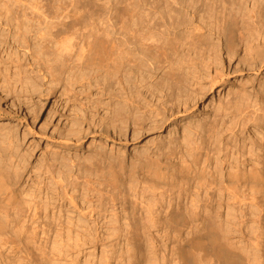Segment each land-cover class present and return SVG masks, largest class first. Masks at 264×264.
<instances>
[{
	"label": "bare ground",
	"instance_id": "bare-ground-1",
	"mask_svg": "<svg viewBox=\"0 0 264 264\" xmlns=\"http://www.w3.org/2000/svg\"><path fill=\"white\" fill-rule=\"evenodd\" d=\"M0 46L24 50L22 57L18 55L19 53H15L18 52L16 50L10 53L7 51L3 60H7L9 66L2 71L0 69V93L11 92L12 95H18L22 91L32 96L34 92L45 91L53 94L58 83L61 86L64 84L62 87L66 88L67 84L71 87L79 82L83 90L86 86L90 87L93 81L95 86L98 84L103 89L102 92L113 95L115 99H111L110 95V102L102 107L105 109L104 113L101 115L91 113L92 117L98 115L95 120L99 126L105 125L112 129L113 133L116 130L121 136L125 135L128 125L125 124L130 121L132 115L129 107L131 103H128L129 97L126 95L129 93L134 95L138 99L136 101H141L143 105L148 91L154 90H151L152 81L158 85L160 83L159 90H154L157 94L155 97L163 99L166 107L173 106L171 103L173 88L180 93V98L182 97L181 101L177 100L179 103L192 104L199 99L201 93L204 96L203 81L208 79L210 82L208 86H213V80L222 71L219 72L218 69H221L219 67L223 59L230 62L235 58L250 67L255 60L252 54L255 53L260 62L255 61L262 63L264 0H0ZM238 50L241 52L240 56L237 55ZM212 69L215 71L213 75ZM228 89L224 91V98L218 99V118L214 117L211 120H199V118L197 119L199 121L195 120V122L184 121L186 124L182 126L181 131L184 153L179 156V165L178 159L176 163L168 157L174 148L176 149L178 145L181 147V143L177 144L180 138L174 130L175 125L168 130L165 137L163 136L164 139L159 137L154 139L157 143H161V147L155 148L151 156L140 159L141 161L137 163L133 159L129 162L132 160V163L137 166L139 164V168L150 174L149 176L157 178L165 179L170 174L169 171L174 169V163L178 166V170L175 168L177 171L192 173V163L195 164L197 155L203 152L207 160L210 154L204 139L208 135L212 139L211 150L216 156V165L214 164L213 170L208 168V173L210 175L222 173L223 168L227 166L224 176L229 179V184L226 185L228 194L239 202L240 196L243 199L247 196L248 204L244 205L249 208L254 207L255 203L257 206L261 203V211L264 213L262 209L264 208V163L258 166L259 162H257L256 165L248 168L244 166L245 152H250V149L263 150L264 101H250L244 92L233 90L234 92L231 93L232 91ZM75 93L79 94L78 91ZM66 97L68 99L69 96ZM18 101L24 104L28 112L36 108L32 102H29L30 100L18 99ZM99 103L101 104L100 101ZM112 103H114L113 107ZM136 109L138 111L139 108ZM135 117L137 116L134 115L136 120ZM151 119L153 123L158 124L159 119L155 116ZM89 120L92 121L91 118ZM116 120L123 126L114 125L117 123ZM132 124L134 127L131 126V136L137 137L141 129L140 126L138 127L140 124L137 122L138 128L134 120ZM1 125L4 126L0 122V127ZM76 125L80 127V123H74L71 132L70 128L67 129L68 132L73 135L78 134L81 127L72 129ZM149 126L148 129L151 128ZM11 137L9 136L8 139ZM16 144L11 139L5 144L7 146L0 147V246L2 248L7 245L11 248L19 246L24 237L23 233L26 232V225L19 226V224L25 220L27 212L33 211L32 217H36L37 211L42 210L43 207L40 201L34 200V197L27 195V198H23L20 194L22 192L19 193L18 183L21 172L26 168L23 162L27 160V156L24 155L26 149L20 152ZM72 158L75 157L63 153L59 157L63 161L62 168L57 166V169H51L53 165L50 166L51 168L43 169L45 172L40 174L37 189L51 191L52 195L60 194L59 197L61 194L66 195L68 200H71L70 205L73 209L85 219H90L94 214L98 215L106 206L112 211L116 210V205L120 200L122 201V197H126L125 192L122 196L120 190V186L125 187L122 184V174L126 168L125 158L118 156L117 159L115 157V161L104 163V167L100 165L102 171L97 166L101 171L99 173L98 169L92 171L91 167H88L93 162L91 159H89L90 164H83L88 165L86 167L89 170L81 167V162V164L77 163L78 161L75 163ZM259 159H263L264 162V156ZM82 162L86 161L83 159ZM47 163L45 162V165ZM98 164L101 163L98 161ZM39 167L38 165L37 168ZM37 168L35 171L38 170ZM204 168L201 167L203 172H205ZM205 184L210 187L211 182L205 181ZM33 192L35 193V191L31 193ZM80 192L83 193V200L81 205L79 203L78 205L77 202L74 203V195L81 194ZM207 193L206 188L205 194ZM257 198L259 200L254 202ZM201 203H192L190 213H186L188 215L186 220L180 207L169 212L164 211L165 214L167 212L164 221L171 222L178 232L181 228L186 230L185 236L177 241L175 247H172L173 261L176 264H264V227L260 224V219L256 226L249 230L252 235L248 236V244L243 250L235 245L230 236L222 237L219 230L212 226L211 222H217V218L213 219L214 215L207 212L213 209L211 197L208 196L207 200ZM154 206L155 204L151 202L147 207L148 220L153 223L157 219ZM132 222L139 223L136 218H133ZM135 249H128V259L132 258ZM139 254L140 257L143 256L142 253L138 252ZM134 260L131 264H138Z\"/></svg>",
	"mask_w": 264,
	"mask_h": 264
},
{
	"label": "rangeland",
	"instance_id": "rangeland-1",
	"mask_svg": "<svg viewBox=\"0 0 264 264\" xmlns=\"http://www.w3.org/2000/svg\"><path fill=\"white\" fill-rule=\"evenodd\" d=\"M15 50V48L10 49L0 46V57H2L0 58L1 71L4 70L6 66H9V62L3 60L7 55V51L10 53V51L15 52ZM16 51L18 52L15 53H19L18 55L22 57L24 50L19 49ZM240 54L241 52L238 50L237 55L240 56ZM252 55L255 57V60L260 62L259 57L256 56L255 53ZM255 60L253 61L256 64L253 63V65L249 67L238 62L239 60L235 58L230 62L223 59L221 62L222 65L219 67L221 69H218L219 72L222 71L220 72V75L213 80V86H208L210 85L208 79L203 81V84L205 85V89L203 90L205 91L204 96L201 93L202 96L200 97V94L199 99H196L192 104L179 103L178 101H181L182 97L180 98V93H177V90L173 88V100L171 102L173 106L166 107L163 104V99L161 100L160 98L158 99V97H155L157 96L155 91L159 90L161 87L159 86L160 83L158 85L155 81H152L154 87L151 85L152 89L150 88L155 91H148L146 98L142 103L143 105H141V101H136L138 99L129 93V95L126 96L129 97L128 103H131L129 107L131 108L133 116L130 115V121H127L125 124H128L125 135L121 136L116 133V130L113 133V130L107 128L105 125L104 127L103 125L99 126L97 124L95 120L96 117L99 114H103L105 111L102 107L105 103L110 102V97L113 99L114 96L102 92L103 89L98 84H96V86H98L96 87L93 81V85L91 83L90 87L86 86L83 88L84 91L80 88V83L77 82L72 86L70 85L72 88L67 84L69 89L67 87H62L64 84L61 86V84L58 83L59 86L58 84L56 85L57 87L55 86L53 94L44 91V93L34 92L31 94L32 96H30L22 91L19 92L18 95H12L11 92H7L8 94H2L1 92L0 122L3 123L4 126L2 127L1 125L0 127V147L7 146L5 144H7L8 140L12 139L15 144L19 142L16 145H18L20 152H24L25 149L27 150V153L25 150L24 155L25 157L27 156L26 158L28 161L25 160L26 163L25 161L23 162V166L26 168L24 167L25 169H23L22 172L20 170L21 175L18 183L19 193L22 192L20 194L23 198H27V195H30L29 197H34V200L40 201L43 206L42 210L37 211L36 217H32L33 211L30 213L27 212L25 220H22L19 224V226L26 225V232L23 233L24 237H22L23 240L19 246H13L12 248L8 245L4 248L0 246L1 264H131L134 259L138 264H176L173 261L174 250H172V247H175L177 241L185 236L186 230L181 228L178 232L171 222L164 221V217L170 210L180 207L186 220L188 218L186 213H190L192 203L202 204L201 202L207 200L208 196L211 197L213 209L210 211L207 210V212L208 214L210 213L211 215H214L212 217L213 219L217 218V222H211L212 226L219 230L222 237L230 236L229 238H231L236 246L245 250L244 246H247L248 244V236L252 235V232L249 230L256 226L259 219L260 224L264 227V213L261 211V203L258 206L257 203H255L254 207L249 208L244 205L245 203L248 204L247 196L244 198L246 200L240 196L241 198L239 202L228 194L226 185L229 184V179L224 176L225 170L228 169L227 166L223 168L224 172L222 171V173H214L213 175L208 173V171L213 170L216 165V156H214V153L211 150L212 139L210 136L207 135V137H204V139H206L205 144L210 154L208 155L207 160L203 152L200 155H197L198 157L195 159V164L194 162L192 163L194 170H192V173L185 174L184 172L177 171L178 166L176 165V159H178L179 165V159L184 153V143L181 140L182 126L186 124L185 122L188 120L195 122V120H211L214 117L218 118V99L224 98V91L228 88L230 92L232 91L231 93L234 92L233 90L236 92H244L248 95L250 101H264V56L261 57V61H263L262 63ZM214 72V69H212V75ZM78 87L79 90L81 89L80 92ZM72 89L74 91H72ZM61 90L66 92L64 93ZM75 91H78L79 94L75 93ZM81 91L83 92L81 93ZM84 92H86L87 95ZM100 92L102 95H100ZM4 95H6V97ZM66 96H69L68 99ZM85 97L88 98L86 99ZM18 99L25 101L30 100L29 102H32L36 108H34V111L32 110V112H28L23 106L24 104L20 103ZM176 104L178 106H175ZM113 105L114 103H112V107ZM136 107L140 109V112L139 109L137 111ZM37 108L39 110H37ZM35 112H37V114ZM91 113H98V115L92 117ZM153 114H155V118L159 119L158 124L152 122L151 117L154 118ZM134 115L137 116L135 117L136 120L134 119ZM139 115L142 116L140 117ZM90 118L92 121L89 120ZM132 120L136 123V127L138 124H140L138 127H141L138 131L139 135L137 137L131 136V126H133ZM73 122L76 124L80 123L81 128L78 127L79 125L72 128L73 130L76 129V127L80 128L81 131L78 132L79 135L74 133L75 136L70 133L72 124H74ZM116 122L117 123H114V125L123 126V124H120L117 120ZM173 125H175L174 130L175 132L177 131V136L180 138L178 139L177 144L181 143V147L178 145L177 148H174L168 155L172 162H176L174 163L175 167L169 171L170 174H168L165 179L149 176L150 174L141 170L139 168L140 165L138 164L137 166L135 163L140 162L149 155L151 156L155 148L161 147V143H157L154 139H157V137L164 139L168 130ZM148 126L151 128L148 129ZM5 128L6 130H4ZM69 128L70 132L67 130ZM69 134L70 136H68ZM9 136L12 137L8 139ZM262 148V151L250 149V152H245L244 166L246 168L256 165L257 162H259L258 166L263 165V159H259L264 156V146ZM142 149L146 150L144 151ZM9 150H11V147ZM146 152L148 155L145 156V154H147ZM167 152L168 151H166V153ZM63 153L70 157H75L72 158L75 163L76 161H78L77 163L81 162V167L86 169L91 167L90 169L92 171L98 169L100 165L103 166L104 163L107 164L108 161H115V157L116 159L118 156L123 159L125 158L124 161L126 160V168L122 174V184L123 186L125 185V189L120 186V190L121 195L125 192L124 196L126 197H122V201L120 200L121 203L119 202L116 205V210L112 211L110 207L106 206L105 210L100 211L98 215L94 214L90 219H85L78 215L76 210L73 209L70 205L71 200H68L66 195L64 196L61 194L59 197V193V195H52L51 191L47 192L46 190L41 191L37 189V183L41 176L40 174L45 169L51 168L50 166L53 165L54 166L51 169H57V166L58 168H62L63 161H61L59 157ZM76 154L78 156H76ZM83 159L86 162H82ZM89 159L93 162L95 159L96 162L93 163ZM130 159H133L134 162H136L132 163V160L129 162ZM197 160L198 164H196ZM50 161H53V164ZM98 161L101 164H98ZM45 162H48L51 165L48 163L45 165ZM85 163L90 164V166L86 165L89 168L84 166ZM131 163L132 165L130 167L133 166L132 168L129 167V164ZM38 165L40 166V169L37 168ZM43 165H45V167ZM203 165L206 168H204ZM201 167L202 169H205V172H203ZM36 168L40 170V172L38 170L35 171ZM133 168H135V170H133ZM175 168H177V170ZM99 169L101 170L102 167H99ZM99 169L98 173L102 171ZM36 176H38V179ZM205 181L206 183L211 182L210 187H207L206 184L204 185ZM245 187H247V185ZM206 188L209 195L208 193L207 195L205 194ZM215 188L219 190H216ZM32 191H35V193H31ZM69 193L71 192L69 191ZM80 193L81 194L76 193L74 195V203L77 202V204L79 203L81 205L83 193ZM36 197L38 198L36 199ZM258 200L259 198L255 199L254 202H257ZM151 202L152 204H155L153 209L155 210L154 214L157 219L154 223L148 220L149 213L147 207ZM166 210L167 212L165 214L164 211ZM133 218H136V221L139 223L134 224L132 222ZM132 223L134 224V227H132ZM199 229H201V227H199ZM182 231H184V233ZM233 232H236V234ZM53 246H55L54 249ZM133 248L136 249L133 250L132 258L129 257L128 259V249ZM138 252L142 253L143 256L140 257Z\"/></svg>",
	"mask_w": 264,
	"mask_h": 264
}]
</instances>
